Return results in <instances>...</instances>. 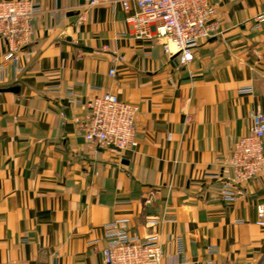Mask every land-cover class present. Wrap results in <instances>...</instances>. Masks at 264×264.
<instances>
[{"label": "crops", "instance_id": "1", "mask_svg": "<svg viewBox=\"0 0 264 264\" xmlns=\"http://www.w3.org/2000/svg\"><path fill=\"white\" fill-rule=\"evenodd\" d=\"M30 1L42 12L21 74L0 38V89H20L0 91V264H104V227L119 219L160 235L164 264H177V236L187 253L178 264H264V169L238 185L236 202L220 197L235 144L264 111V22L252 29L264 0H222L219 31L189 65L137 37L134 2L126 12L120 0ZM70 89L85 102L113 92L137 104L138 145L93 154Z\"/></svg>", "mask_w": 264, "mask_h": 264}, {"label": "built area", "instance_id": "2", "mask_svg": "<svg viewBox=\"0 0 264 264\" xmlns=\"http://www.w3.org/2000/svg\"><path fill=\"white\" fill-rule=\"evenodd\" d=\"M222 0H120L123 9L129 12L132 2L136 11L127 20L133 23L136 35L140 39H149L163 45L169 56L178 55L183 65L194 60V52L203 42L219 31L218 5ZM101 0H91L89 7ZM42 12L41 7L30 0H0V38L5 40L8 50L5 61L15 65L16 73L24 70L33 52L25 50L34 35L32 21ZM86 20L83 15L78 23ZM264 13L255 19L253 30L261 28ZM5 66H0L3 74ZM116 70H110L115 77ZM241 93H251V88ZM51 93L59 94L57 88ZM66 96L75 101L82 114L73 118L77 131L86 141L93 154L101 150L123 152L134 148L137 142V116L140 108L137 104L124 102L113 92L100 93L86 102L70 89ZM252 125L248 135L241 137L234 146L230 164L233 179L223 182L220 197L233 203L238 200L237 187L257 178L264 169V111L256 109L251 116ZM258 223L264 226V205L257 207ZM129 219H119L104 227L107 245L103 250L104 264H164L166 255L160 235L141 237L132 233ZM176 253L174 263H186L187 253L182 236L174 239ZM208 255H217L216 247L207 249ZM207 264H214L208 260Z\"/></svg>", "mask_w": 264, "mask_h": 264}, {"label": "water", "instance_id": "3", "mask_svg": "<svg viewBox=\"0 0 264 264\" xmlns=\"http://www.w3.org/2000/svg\"><path fill=\"white\" fill-rule=\"evenodd\" d=\"M19 90H20L19 87L0 89V91H9V92H19Z\"/></svg>", "mask_w": 264, "mask_h": 264}]
</instances>
